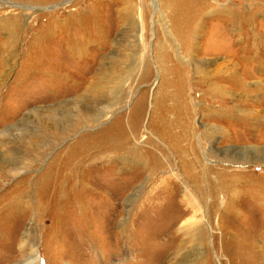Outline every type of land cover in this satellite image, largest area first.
I'll return each mask as SVG.
<instances>
[{
	"label": "rangeland",
	"instance_id": "obj_1",
	"mask_svg": "<svg viewBox=\"0 0 264 264\" xmlns=\"http://www.w3.org/2000/svg\"><path fill=\"white\" fill-rule=\"evenodd\" d=\"M108 2L0 0V197L66 154L75 172L48 209L0 211V264H27L30 247L36 264H264V0H191V36L187 7L175 31L159 0H132L144 29L130 31ZM72 35L105 44L78 59ZM161 54L186 79L169 74L158 107ZM182 105L190 135L178 144L158 120L166 108L180 121ZM117 122L120 148H83ZM176 143L200 163L181 167Z\"/></svg>",
	"mask_w": 264,
	"mask_h": 264
},
{
	"label": "bare ground",
	"instance_id": "obj_2",
	"mask_svg": "<svg viewBox=\"0 0 264 264\" xmlns=\"http://www.w3.org/2000/svg\"><path fill=\"white\" fill-rule=\"evenodd\" d=\"M41 1H45V0H41ZM46 1L48 2L50 0H46ZM108 1H109L108 3H110V7L112 8V11L114 12L113 17L115 20V27L116 28L124 26L126 29L128 28L130 31L131 30L135 31V29L141 28V27H142V29H144V23L138 25L137 22L133 19V16H132L133 9H132V5H131L132 0H108ZM197 1H199V0H197ZM159 6H161L162 8H164L165 10L168 11V15H169L171 24H172L173 29L175 31L181 28V24L183 21V19L181 18V7H183V6L187 7V15H188L187 25L188 26L185 27L186 28L185 30H187L185 32H188V34L190 36L193 32H195L196 29H191L192 27L190 28V26H193V27L198 26L199 21H197V19L193 15V12H192L193 4H192L191 0H159L158 8H159ZM87 8L90 10L91 7L88 6ZM228 11L229 10L224 11L225 15H228ZM92 17L95 18V16H93V14H91V12L86 10L84 18L88 19V18H92ZM141 21L144 22V17L142 18ZM71 24H72L71 28H73L74 25H76V24L80 25L81 21L79 20V18L75 17L71 21ZM92 28L94 29L95 27L92 26ZM85 32H87V30ZM79 33H81V30L79 31ZM184 35H185V33H184ZM72 37L75 38L76 36L74 37L72 35ZM72 37L70 39H68L67 43L69 44V46H67V48L69 49L71 55L75 58L79 59V57L83 56L85 54V52L89 49V45H91V44H94L95 48L97 49L96 50L97 55L102 50V46L99 43L98 44L94 43L97 40H99L101 42V44L103 43V41L100 38V35H97L95 40H92V38H84L83 39L80 37L79 38L76 37V39H73ZM89 42H93V43H89ZM103 44H105V43H103ZM181 46L183 47L185 54L188 55L189 58H193V55L191 54L192 49L190 50L189 43H181ZM103 48H106V47L103 45ZM162 50H163V48L161 47L159 52L162 53ZM91 52H92V50H91ZM162 54L160 56L156 57L157 61L159 62L158 64H159L160 71L162 72V82H161V84L157 90L156 98H155L156 99L155 104L158 107H161L162 104L164 103V100H165V98H164V92L165 91L164 90L166 89L165 87H167L169 85V82H168L169 74L172 75V73H176L177 77L181 75L183 77V79H186L185 72H183V71L180 72L179 69L175 70V67H174L175 65L174 66L171 65L170 68L167 69L168 65L166 66V64H168V62L164 61V59L162 58ZM231 75L227 76L225 78V81H229L235 87L241 86L242 81H240L239 78L231 77ZM208 90L211 92V94H214V95H216V94L221 95L222 93L223 94L225 93L223 91H219V90H216V89L211 88V87H209ZM238 92H239V94L236 96H238L240 98L241 97L240 96L241 91H238ZM171 100H172V98H171ZM184 103L186 104V101ZM139 105H140L139 106V108H140L141 104H139ZM163 107H165V105ZM181 107L182 108L180 110V113L177 114V115H179V118H181L180 121L177 119V120H175V122L171 121L169 123L164 116L167 112L166 108L163 109L164 115H162V113H161V115H159V120H158L160 123L159 126L162 127V131L164 132V134L168 133L174 137L179 138V140H175V138L173 140H171L174 142H178V144L180 142H185L190 135L189 118L187 119V117L190 113V110L188 108L186 109L185 106L183 107V105ZM134 115L136 117H139L140 113L135 112ZM181 121L185 122V124L181 123ZM119 125L120 124H118V122H117V127L115 126L111 131H108V132L104 133L103 135L98 136L95 139H92V141L87 143V145H85L83 148H85L86 150L87 149H97V148H101V147H104L105 145H109L112 143L109 150L110 151H116L117 146L114 145L115 140L117 142L118 140L124 138V133L122 132L121 126H119ZM176 126H180L178 135L175 134L176 132L175 133L173 132V129H175ZM210 132L211 131H209V133ZM213 133L214 132L212 130L211 134L213 135ZM127 142H128V140H127ZM118 148H120V147H118ZM174 148H175L176 154L181 159V162H180L181 167H183V166L185 167L186 165H190L191 167H195L197 164L200 163L198 161V159L194 156L193 151H191L192 155H193L191 158L192 160L187 163L186 161H184V159H185L184 149H181L177 145V143L174 145ZM76 157H74V158H76ZM139 158H140V156H139ZM71 159H72L71 155L67 156V154H66L62 158V163H61L60 169H57V168H58V164H60L59 162L61 160H58L59 162L57 160H55V163H52L49 167H47L45 169L44 173L42 174V176L39 177L38 179L19 180L14 186L15 190H17V191H12V193H11L12 197L10 196V192H6L4 195H2V197H0V211L5 210L7 212V211H9V209H19V210L23 209L24 211L35 214L37 212V210L43 211V210L48 209L50 201H53V200L61 201L62 197L67 195L69 184H71V182H73L75 179V172L71 171V165H72L71 163L73 162ZM147 159H148V157H147ZM18 160H20V159H18ZM18 160H11V161L8 160V161H2V162H5L6 167H9V172H11L13 174H17L19 172V168H17V166L20 165V162ZM152 162H153V168H157L159 166V165H157V162L155 159H153ZM24 166H26V165H24ZM199 172H202V173H199L202 177L204 175L206 176L208 173V171H205V172L199 171ZM201 218H202V215H201ZM195 220L199 221L200 217L197 216L195 218ZM195 223L196 222L193 220V224H195ZM220 223H222V222H220ZM188 226H189V224H188ZM47 229H49V228H45V230H47ZM187 231L192 232L190 229H187ZM27 237H28V234L24 235V237H23L24 243H25ZM29 250H30V256L26 259V261H28L26 263L27 264H34V263L36 264L38 262V258H37V256H35L36 251H35V249H33V247H30Z\"/></svg>",
	"mask_w": 264,
	"mask_h": 264
}]
</instances>
